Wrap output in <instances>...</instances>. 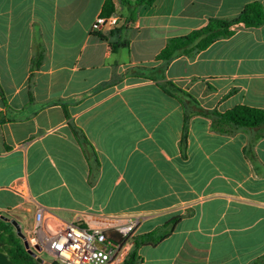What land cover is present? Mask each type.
<instances>
[{"label": "crops", "instance_id": "crops-1", "mask_svg": "<svg viewBox=\"0 0 264 264\" xmlns=\"http://www.w3.org/2000/svg\"><path fill=\"white\" fill-rule=\"evenodd\" d=\"M104 1L0 0V216L22 232L39 205L91 223L138 216L132 240L179 217L137 264H264V126L217 131L199 113L264 108V23L156 59L264 0H154L133 19L115 0L112 27L95 23Z\"/></svg>", "mask_w": 264, "mask_h": 264}, {"label": "trees", "instance_id": "trees-1", "mask_svg": "<svg viewBox=\"0 0 264 264\" xmlns=\"http://www.w3.org/2000/svg\"><path fill=\"white\" fill-rule=\"evenodd\" d=\"M115 0H105L102 5L101 15L108 16L115 11ZM119 3L126 5L129 11L128 19H133L138 7L149 5L154 0H118ZM264 23V8L258 1L246 3L243 8L234 16L229 18L211 17L206 24L198 29L192 30L189 33L168 39L165 46L156 55V59L163 60L168 63L173 58L180 55H192L200 50L205 49L214 41L220 38L231 36L236 26L243 25L245 27H258ZM127 42H111V47L126 46ZM167 91L181 92L179 88L174 86L172 82L166 81ZM195 101V100H194ZM64 115L68 116L65 106H63ZM214 115V129L223 131L224 125L235 127H257L264 126V108L251 107L247 105H236L224 112L199 111V113ZM226 131V130H224ZM78 138V134H77ZM82 142V139L79 138ZM179 217L172 218L166 222L163 228L153 230L149 233L140 234L133 238L132 247L127 257L122 264H137L139 257L137 250L142 244L155 245L165 237H167ZM0 251L4 252L13 264H41L37 262L27 250L20 237L17 236L14 226L0 218ZM263 260L255 264H262Z\"/></svg>", "mask_w": 264, "mask_h": 264}, {"label": "built area", "instance_id": "built-area-1", "mask_svg": "<svg viewBox=\"0 0 264 264\" xmlns=\"http://www.w3.org/2000/svg\"><path fill=\"white\" fill-rule=\"evenodd\" d=\"M117 20L110 14L97 17L95 23L112 27ZM139 223L138 216L109 217L95 223L84 216L66 220L39 205L31 229L23 233L32 257L40 259L41 264H122Z\"/></svg>", "mask_w": 264, "mask_h": 264}, {"label": "water", "instance_id": "water-1", "mask_svg": "<svg viewBox=\"0 0 264 264\" xmlns=\"http://www.w3.org/2000/svg\"><path fill=\"white\" fill-rule=\"evenodd\" d=\"M0 218L3 219L4 221L10 222L14 226L16 234L22 240L25 250H27L28 254L34 256V254L28 250V243L25 234L21 230L19 223L15 219L8 218L2 215L0 216ZM36 261L41 263L40 259H36ZM0 264H13V262L8 258V256L4 252L0 251Z\"/></svg>", "mask_w": 264, "mask_h": 264}]
</instances>
